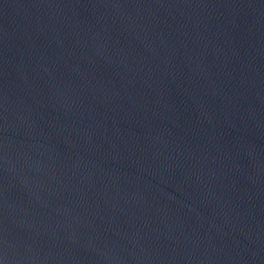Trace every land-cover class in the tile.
I'll list each match as a JSON object with an SVG mask.
<instances>
[{
	"label": "water",
	"instance_id": "1",
	"mask_svg": "<svg viewBox=\"0 0 264 264\" xmlns=\"http://www.w3.org/2000/svg\"><path fill=\"white\" fill-rule=\"evenodd\" d=\"M0 264H264V0H0Z\"/></svg>",
	"mask_w": 264,
	"mask_h": 264
}]
</instances>
